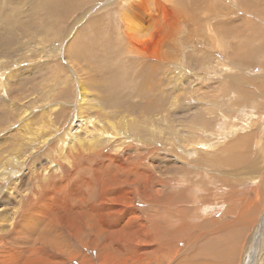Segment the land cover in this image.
<instances>
[{
    "label": "rangeland",
    "instance_id": "1",
    "mask_svg": "<svg viewBox=\"0 0 264 264\" xmlns=\"http://www.w3.org/2000/svg\"><path fill=\"white\" fill-rule=\"evenodd\" d=\"M42 1L44 2L45 0H0V44L5 45L9 41V33H14L16 38L12 45L20 43V47H11V51L17 48L13 53L10 52L8 56H12V58H10L11 64L6 67L0 65V74L4 73V81L0 83V173L2 174L3 170H6L4 180H0V186H2L0 190L1 192L2 189L4 191L8 183L11 182L14 188L11 195L14 196L17 202L16 208L12 206L13 199L5 206H0L2 208V210H0V239L3 240V242L0 243V253L2 254L3 251L10 250L9 248L12 246L17 252H20V256L18 254L17 258L13 254L5 252L8 256H4L5 253L2 254L0 256V264H31L29 261H25L29 252L27 253V251H24L26 249V245L24 241H22L24 237H22L21 232L19 235H14L13 233V230L17 226V221L15 215H12L20 203L21 194L24 193V191L27 193V166H30L32 169H36L37 167V169H40L45 166V171L50 170L51 168L50 165H48V160L50 156L49 152L52 150L46 148V146L49 145V143L52 144L51 140L61 134L64 129L67 130L70 126L72 127L71 132H79V135H82L78 127V121H75L74 124L68 121L70 116L76 115L75 117H77V115H79V106L75 104L77 99L76 91H73V96L69 88L66 99L58 98L64 87H53V84L56 85L54 81L62 79L63 77H69L71 78V80L69 79L71 82L73 78L76 90L78 89L83 95L81 89L83 82H86L88 77H92L94 79V84L91 87H89L88 84L84 85V91L87 89L88 92L86 97L91 98L90 95L96 97V93L102 94V92H100L101 90L99 91L100 84L104 82V79H107L106 74L110 71V68L116 70L114 72L115 76L119 71H123L122 74L131 75L129 71L131 66L130 58H128L127 61H123L122 53H117V49L115 50V45L122 46L128 42V39L124 36L121 27L114 29L111 24H109L110 27L106 25V22L115 23L117 25L120 24L117 21L116 14L111 10H114L118 6L122 9L125 0H46L48 2H46L48 8L50 3L53 2L51 11L57 12L58 16L63 15V17L60 18L61 20H55L48 16V14L44 12L45 9L41 6ZM175 1L178 2V5L181 4L182 8L185 5L187 8L186 11L191 13H189L190 15L188 14V17H192L194 21L198 19L196 15H193L196 10L197 12L199 11L201 18L205 19L201 21L204 22L202 26L206 28V32L204 34L202 30L199 31L195 29L194 31L192 24L186 20L179 19V17L177 18V15L183 12L180 6L178 7L180 12L177 10V13H172L174 8L171 6L162 10V0H157L155 3L153 9L155 14L153 16L154 19H151V14H149L152 10H143L144 6L141 7L140 11H137L138 16L132 18L130 23L131 30L128 31L133 32L135 28L139 29L140 33L137 35L135 34V38H139L140 40L138 43L141 45V53H144L145 56H151V58L144 59V61H146V63H150L151 61L154 63L156 61L155 64H160L159 53L164 47H167L170 52H174L175 57H177V59L175 58V62L178 64V67H180L177 69L172 63L161 65L162 68L160 67V75H158V77L160 80L159 86H161L164 95L158 92L157 96L160 98V102H153L152 106L154 108L145 106V110H142L143 112H141V114L143 115L146 110H150L149 112L151 113H158L155 115V118H160L156 120L157 123L163 119V116L166 114H170V116L175 115L180 119L181 109H185L186 107V114L183 115L182 113V116L187 118L182 119L180 127L182 129H184L185 126H187V128H189L188 126L193 128L197 126V120L201 121V119L206 120L207 118V116L203 118L201 115H195L191 110L192 106L196 105L198 96L203 95V97L206 96L212 98V100H217L216 106L218 107L217 111H219V113L215 115L218 116L216 127L212 126V123L209 124L210 131L206 134L207 144L205 146L202 143L200 144V142H195V146L188 147L189 149L192 148V151H189V149L188 151L176 149L168 153L166 151L169 145L173 144L174 146H180V144L175 140H171V138L166 142H162V140H164L162 137L167 134L165 130L173 129L170 124L162 122L160 125L162 130L155 132L150 129L149 131H145L147 136H135L134 132H136V129H131L130 124L124 122L126 118L130 119V117L120 115V117L113 118L111 115L108 116L107 113L105 117L108 116V119H105L109 121L104 120L105 123L103 122V125L113 122L116 124L119 132L122 130L119 127H124L125 133L130 132L129 134L137 140L141 138L139 142L142 145L140 146L145 150V153L148 155L150 153V158L147 159V161H149L146 162L149 163L152 169L151 170L149 166V169L147 168L145 171L147 174L154 173V171L158 174L155 176L154 173L155 177L152 178L150 181L151 183L149 180L146 181L147 185L137 180V177L133 174V168L140 170L141 164L137 159L139 155L131 153L136 147L135 145L130 146V148L128 145H123L121 146L122 149L118 152L107 150V154L110 155V158L107 160L108 162L106 161L107 164H105L107 167L101 164L99 169H97V166L100 164V157H97V155L98 152L101 151L100 146L95 143L94 146L84 145L80 147L84 154H90L92 158H96L93 161H78L80 165L78 163L76 164H78L79 167L74 166V168H71V166L68 165L66 168H61L63 176L58 178L55 175L52 177L50 181L54 182V184L51 185L50 188H43V195L38 194L40 199L36 202L40 201V205H46L51 211L50 216L45 219L47 224V227H44L45 233L53 243L58 241L57 244L59 246L57 245L58 251L56 252L55 250L49 249H45V252H40L39 255L41 254L42 258L37 259L38 262H40L37 264H147L148 260L150 261L149 264H196L202 262H210L212 264H244V256L242 257L241 255L245 254L244 248L248 246L251 239L253 241L251 242L252 249L249 254L250 259L246 257L245 264H258L257 261H260L259 264H264V133H262V130H264V0H171L169 4L171 5ZM186 1H188L190 5ZM53 4H55V6ZM205 4L208 6H205ZM192 11L194 14H192ZM117 13H119L118 10ZM173 14H176V17ZM65 15L67 16L65 17ZM76 20H78V22ZM185 21L187 22V26ZM52 22L53 26L51 24ZM216 23H219L217 24L219 27H217L216 33L209 31L207 28L208 24L216 26ZM48 24L50 25L49 27ZM173 24H175L176 29L172 30L171 36H165V34L169 33ZM177 24L179 26H177ZM70 25L73 27H70ZM220 26H223L221 27L222 29ZM74 29L76 31H74ZM191 29H193V33ZM220 29L222 30L221 32ZM54 34H58L59 36H55ZM195 34L196 36H194ZM208 35H218L219 38L221 37L223 45L219 47L215 46V48L210 47L212 39H209ZM205 41H207L208 44H205ZM181 43H184L183 47L180 45ZM224 45H228V47L226 48ZM57 48H59V52ZM73 50L80 51L78 53L82 54V56L79 54L76 55L77 53H72ZM234 53L236 55L231 57ZM27 55H29V58L25 59ZM194 57L202 62L198 64ZM15 59H18L17 62H14ZM184 59L192 62L193 66L191 67L192 69L186 67L187 71L185 72H183L185 69L182 66H185L182 62ZM229 59H232V61ZM193 60H195L194 63ZM200 63L203 64V67ZM76 64H80L81 67H84L85 64L88 67L86 74L78 73L77 70L80 66ZM196 64L197 66H195ZM170 65L176 70L170 67ZM14 67L18 68L14 69ZM89 68L95 69V72L98 73L96 74L94 71L92 73V71H89ZM100 71L101 73L99 74ZM74 72H77L79 77L76 76L77 73ZM177 73H181V81L183 82L181 94L176 91V93L180 94L179 99H181V101L178 108L174 107L170 109L167 107L174 99L169 98V96L174 90L172 92V90L167 88L168 83L164 88L162 78L169 83L173 81L172 87L177 88L178 86H176L175 82L177 81ZM135 74L136 70L134 71V75ZM121 75H118V78L124 79ZM149 75H151V73ZM149 80L145 81L146 84H149ZM150 83H152V81H150ZM66 89L68 88L66 87ZM97 89L98 91H96ZM118 89L120 90V87ZM48 90L51 94L49 93L50 97L47 98L44 97V92L48 93ZM120 91L123 94H128L127 90L126 92ZM214 95L216 96L212 97ZM181 96L183 98H181ZM187 96L193 97V99L187 102L186 100L189 99ZM43 97L47 99L45 100ZM42 99L44 102H42ZM56 103L58 110L56 109L53 113L49 114L48 107ZM65 103H67V105ZM76 107L77 111L75 110ZM62 109L64 112L60 111ZM87 109L91 110L90 107L86 108V110ZM92 109L91 111L84 110L81 115L84 117L86 116L88 119L95 118L96 114L93 112H95L97 108ZM167 109L169 110L167 111ZM252 114L254 120L256 116L259 115L260 117L252 121L254 123L252 127L245 130V138H248L247 135L249 134L247 133L257 126L259 131L257 133V138L262 137L263 142L261 147L248 148L251 153L245 152L247 147L252 145V141L256 140H251L249 143V141L245 139L244 142L242 141V143L238 144L240 147H235L239 149H237L238 152L227 151L224 153L223 151L221 156L220 152L222 151H219L216 155L217 152L213 147V143L219 145L224 144L226 138L224 139L220 135L226 132L225 126L228 124V126L232 125L235 127L236 125L232 124V121L243 123L244 117ZM137 120L138 118H136V121ZM117 121L120 124L119 127ZM136 124L139 125V121L135 123V127L137 126ZM95 127L100 126L96 124ZM104 128L108 129V126H104ZM4 129L8 130L9 133L5 134ZM97 130L100 129L97 128ZM199 137L201 139L200 135ZM43 138H45L44 143H40ZM118 143L119 142H117V145ZM150 144L151 147L154 148L153 150L149 147ZM77 149H79V147H77ZM47 150L50 151L48 152ZM65 150L66 152L64 151V155H70L73 151ZM208 154H211V157H209ZM214 156H217L218 159H220V156V161L218 159L216 160ZM237 156L239 158H237ZM208 157L211 159L206 161ZM212 158L216 160L215 165ZM224 159H226L227 162ZM57 161L61 162L62 160L57 159ZM217 161L218 164H216ZM13 162H15L16 165H14ZM19 164H21V166ZM46 165L49 166V169ZM166 165L169 168L166 167ZM208 165L211 166L213 170L212 171L210 167V170L208 169L209 173L206 171ZM106 168H108V170ZM143 170L144 169H142V171ZM217 170H220V173H218ZM102 171L104 173L106 172L107 175L105 174V176ZM16 173L17 175H19V173H25L26 175L19 181ZM218 176L224 177V181L219 180L220 177ZM140 177L142 178V174ZM104 179H106V181H104ZM111 180L112 182H110ZM123 180L125 182H123ZM127 181L130 182L128 183ZM79 182L82 183L80 184ZM214 182H217V186L212 187ZM89 184L92 185L89 187ZM235 188L237 190L245 188L247 193L246 195H240L242 199L248 198L249 201H251L253 198V200L258 198V201H256L257 203L254 202L252 205L253 207L249 209L255 212L258 209L257 213H253V211H249L248 214L239 212L238 215L234 214L235 216L226 217V215L233 214L228 211L227 205L235 203L238 205L239 199H241L235 198L237 201L231 202V199L227 197L230 191ZM46 189H50L47 194ZM259 193H261V195H259ZM45 194L47 195L46 198ZM48 197L53 199L48 200ZM6 198L7 196L5 193L0 195V200L4 199L5 201ZM153 198L156 199L154 200ZM154 201L157 202L155 203ZM209 203H212L214 206L216 205L217 211L209 210L210 212L208 211V215V212H203V207H205L206 204L209 205ZM165 204L168 206L167 209ZM67 205H69V208ZM182 205H187V207H182ZM179 206L181 207L179 208ZM4 208L5 211H3ZM225 208L227 213H223ZM64 209L66 211H64ZM67 209H70V211H67ZM80 212L81 214L83 213V218L80 216ZM173 213L174 216L172 215ZM243 214L244 216H242ZM249 214H251L252 217ZM185 221L187 223H185ZM234 223H236L235 231H232ZM164 233L166 234L164 235ZM251 233L257 234L252 235ZM238 241H240V243ZM33 244L32 242L29 244L30 248H28L30 251H33L35 248ZM39 245H41V243ZM6 247L9 248L5 249ZM171 250H173V252ZM47 252L49 254H47ZM31 254V256H37L35 255L36 252L35 254ZM3 256L7 260L3 259ZM9 257H11V262ZM15 258L16 261L18 260V263L15 261ZM247 259L249 261H247Z\"/></svg>",
    "mask_w": 264,
    "mask_h": 264
},
{
    "label": "bare ground",
    "instance_id": "2",
    "mask_svg": "<svg viewBox=\"0 0 264 264\" xmlns=\"http://www.w3.org/2000/svg\"><path fill=\"white\" fill-rule=\"evenodd\" d=\"M68 1V0H67ZM171 0H162V4L163 5H161V8H162V10L163 9H167V8H169V6H171V7H173L174 8V10H173V12L172 13H175L177 10H178V7L180 6L181 7V4L180 5H178V2L177 1H175L174 3H172L171 5L169 4V2H170ZM241 1V0H240ZM46 0L43 2L42 1V3H41V6H42V8H44L45 9V13H47L48 14V16H50L51 18H53V19H55V20H59L61 17H63V15L62 16H58V13L57 12H55V11H51V7H52V3L53 2H49L50 3V6H49V8L47 7V4H46ZM157 2V0H125V4H123V8L121 9V8H119V6L117 7V8H115L114 10H111V11H113V13H115L116 14V16H117V21H118V23H120V24H115V23H109V22H106V25L107 26H109L110 27V25L109 24H111L112 26H113V28L114 29H118V27H121L122 28V32H124L123 34H124V36L128 39V42L126 43V44H123L122 46H119V45H115V50L117 49L118 51H120V52H118L117 50H116V52L117 53H122L121 55H123V61H127V59L128 58H130V63H131V66H130V68H129V71H130V74L131 75H125V74H122L123 73V71H119L118 69V71H119V73L115 76L114 75V72L116 71V70H114V69H111L110 68V71L109 72H107V74H106V76H107V79H104V82L103 83H101L100 84V89H99V91L100 92H102V94H97L96 92V94H95V96L96 97H94V96H92V95H90V97L91 98H89V97H86V95L88 94V92H87V89L84 91V89H85V87H84V85L85 84H88L89 85V87H91L93 84H94V79L92 78V77H88L87 78V81L86 82H83V86H82V93H83V95L81 94V92L80 91H78V89L76 90V85H75V81L73 80V78H72V81L70 82L69 81V79L71 80V78H69V77H63L62 79H59V80H57V81H54V82H56V85H52L53 87H57V86H61L62 88L64 87V89L60 92V94H59V96H58V98L60 97V98H63V99H66V97L68 96V91H69V88H70V91H71V93L73 94V96H74V93H73V91H76V95H77V99H76V103L75 104H77L78 106H79V115H77V117H75L76 115H72V116H70V118L68 119V121H70L69 123H71V124H74L75 123V121H78V127L80 128L79 130H81L80 131V133L82 134V135H79V132L77 133V132H71V129H72V127L70 128H68L67 130L66 129H64V131L61 133V134H59L58 136H56V137H54V139L53 140H51V143L52 144H50L49 143V145H47L46 146V148H49V149H51L52 151L51 152H49L48 150V152L50 153V156H49V160H48V165H50V170H48V171H45L44 169H46V168H40V169H32L30 166H27V170H26V174H27V177H26V186H27V193L24 191V193H22L21 194V197H20V203H19V205H18V207H17V209H16V211H14L13 213H12V215H15V218H16V221H17V226H16V228L13 230V233H14V235L15 234H18L19 235V233L21 232V234H22V237H24V240H22V241H24V244L26 245V249L24 250V251H27V253L29 252V255L28 256H26V258H25V261L27 260V261H29L31 264H37V263H40V262H38V260L37 259H39V258H42L41 256V254L39 255V253L40 252H45V249H49V250H55V252L56 251H58V249H57V242L55 241L54 243L52 242V240L50 241V238L48 237V235L45 233V230H44V227L46 228L47 227V224H46V221H45V219H47V217H49L50 216V213H51V211H50V208L49 207H47L46 205H43V204H39V202H36L38 199H40L39 197H38V194H42V190H43V188H47V187H49L50 188V186L51 185H53L54 184V182H51L50 180H51V178L52 177H54L55 175L59 178V177H62L63 176V173L61 172L62 170H61V168H66L68 165H70L71 166V168L73 167L74 168V166H77V167H79L78 166V164L81 162V161H83V162H85V161H93L96 157H91V155L90 154H84L83 153V151H82V149H80V147H83L84 145L85 146H90V145H92V146H94V144L96 143L97 145H99L100 146V148H101V151H99L98 152V155H97V157H100V160H99V165L97 166V169H99L100 167H101V164H102V166H104L105 164H107L106 163V161L108 160V158H110V155L109 154H107V150H112V151H119L120 149H122V147L121 146H123V145H128L129 146V148H130V146H136L135 148H134V150H132L131 151V153L133 154V153H135V154H138L139 156H138V161H139V163L141 164L140 165V167H141V169L139 170V169H137V168H133V174H134V176H136L137 177V180H139V182L140 181H142V183L143 184H145V185H147V182L146 181H148L149 180V182L152 180V178L153 177H155V176H157L156 174H158L157 172H155L154 171V173H155V176H154V173H151V174H147V172L145 171V170H147V168L150 166L149 165V163H147L148 161H147V159L148 158H150V153H149V155L147 154V153H145L144 151L145 150H143L142 148H141V146L140 145H142V144H140V139L139 140H137L136 138H134L133 136H131V134H129L130 132H128V133H125V131H124V127H119V122L117 121V124H118V127L119 128H121L122 130L119 132L118 131V129H117V126H116V124L115 123H113V122H110V123H108V124H105V125H103V122H104V120H106V121H109V120H107L108 118V116H110L111 115V117H113V118H117V117H120V115H122V116H124V117H126V116H128V117H130V119H128V118H126L125 119V121L124 122H128V124H130V126H131V129L133 128V130H135L136 129V132H134L135 133V136L136 135H138V136H145L147 133H145V131H149L150 129H152L153 131H155V132H158V131H160V130H162L161 128H160V125L162 124V122H166V123H168V124H170L172 127H173V129H167V130H165L166 131V136H164V137H162L164 140H162V142H166L167 140H169V138H171V140H175L178 144H180V146L179 145H169L168 146V148H167V151L166 152H168V153H170V152H172V151H175L176 149H180V150H185V151H188V147L189 146H191V147H193V146H195L194 144H195V142H200V144L202 143L204 146L207 144L206 143V134H208L209 133V131H210V129H209V124L210 123H212V126H215L216 127V123H218V121L216 122V120H217V117L218 116H215V115H217L216 113H219V111H217V109H218V107L216 106V101L217 100H212V98H208V97H206V96H204L203 97V95H201V96H198V101L196 102V105L194 106H192V112H193V114H195V115H201V117H203V118H206V116H207V118H206V120H202L201 119V121L200 120H197V126H195V127H193V128H191L190 126H188L189 128H187V126H185V128L184 129H182L180 126V124H182V119L184 118L183 116H182V113H183V115L184 114H186L185 113V111H187V108L185 107V109H181V117H180V119H178L175 115H172V116H170V114L168 115V114H166L165 116H163V119H161L160 121H158L157 123H156V120H158V119H160L159 117L158 118H155V115H157L158 113H151V112H149L150 110H146L145 111V113L142 115L141 114V112H143L142 110H145V106L146 107H149V108H154L153 106H152V103L153 102H160V98L157 96L158 95V92H159V94H162V95H164L163 94V92H162V90H161V86H159V82H160V80H159V77H158V75H160V67H161V65L162 64H165V63H172L173 64V66L175 67V68H180V67H178V64L175 62V58L177 59V57H175V54H174V52L172 53V52H170L169 51V48L167 49V47L165 48L164 47V49H162L161 50V52L159 53V63L160 64H155V62L153 63L152 61L150 62V63H146V61H144V59L146 60V59H148V58H151V56L149 57V56H145L144 55V53L142 54L141 53V49H140V44L138 43L140 40H139V38L137 39V38H135V34L137 35L138 33H140V31H139V29H134L133 30V32L132 31H128V30H131V26H130V23H131V21H132V18H134V17H136V16H138V14H137V11L139 10L140 11V9H141V7L142 6H144V9L143 10H146L147 9V11L149 10V11H151V12H149V14H151V19H154L153 18V16L155 15L154 14V12H153V9H154V7H155V3ZM186 2H188V1H186ZM214 2V1H213ZM48 3V2H47ZM56 3V2H55ZM189 3V2H188ZM184 4V3H183ZM54 6H55V4H53ZM57 5H58V3H57ZM189 5H190V3H189ZM207 4H205V6H206ZM233 5V4H232ZM244 5V4H243ZM246 5V4H245ZM38 6V5H37ZM183 6V5H182ZM208 6V5H207ZM248 6V5H247ZM57 7V6H56ZM55 8V7H54ZM53 8V9H54ZM99 8V7H98ZM186 7H185V5H184V7L182 8L181 7V9H182V13H180L179 15H177V18L179 17V19H183V20H186L187 22H189L190 24H192V27H194L193 29H194V31H195V29L196 30H199V31H203L204 32V34H205V29L206 28H204L203 26H202V23H204V22H202L203 20H205L204 18H201V16H200V14H199V11L197 12V10H196V12H195V14H194V12L192 13V14H194L193 16H195L196 15V17H197V21H194L193 19H192V17L191 18H189L188 16L191 14L190 12V14L186 11L187 10V8L185 9ZM191 8V7H190ZM189 8V9H190ZM56 9H58V8H56ZM55 9V10H56ZM191 9H193V8H191ZM201 9V8H200ZM96 10V9H95ZM117 10H118V12L119 13H117ZM172 10V9H171ZM194 10V9H193ZM212 10H213V7H212ZM211 10V11H212ZM179 12H180V9L178 10ZM207 11V10H206ZM59 12V11H58ZM135 12V13H134ZM236 12V11H235ZM238 12V11H237ZM177 13V12H176ZM153 14V15H152ZM189 14V15H188ZM249 14V13H248ZM44 15H46V14H44ZM174 15V14H173ZM176 15V14H175ZM174 15V16H175ZM67 15H65V17H66ZM47 17V16H46ZM49 17V18H50ZM71 17V16H70ZM176 17V16H175ZM149 18V17H148ZM194 18V17H193ZM51 20V19H50ZM61 20V19H60ZM79 20V19H78ZM78 20H76L77 22H78ZM81 20V19H80ZM202 20V21H201ZM176 21H177V19H176ZM185 21V22H186ZM72 22V21H71ZM184 22V21H183ZM182 22V23H183ZM187 22H186V26H187ZM215 22V21H214ZM213 22V23H214ZM19 23V22H18ZM91 23V22H90ZM50 24V23H49ZM48 24V27L50 26ZM52 24V26H53V22L51 23ZM55 24V23H54ZM76 24V23H75ZM206 24V23H205ZM215 24V23H214ZM217 24H219V23H216V26L215 25H213V24H208V26H207V28H208V30L209 31H211V32H213V33H216V30H217V27H219V26H217ZM9 25V24H8ZM72 25H73V23H72ZM72 25H70V27H73ZM136 25V24H135ZM182 25V24H181ZM19 26H20V24H19ZM177 26H179L178 24H177ZM59 27V26H58ZM57 27V28H58ZM190 27V26H189ZM196 27V28H195ZM221 27H223V26H220V28ZM225 27V26H224ZM178 28V27H177ZM4 29V28H3ZM11 29V28H10ZM54 29V28H53ZM173 29H176V26H175V24H173L172 25V27H171V29L169 30V33H167V34H165V36L166 35H169V36H171L172 35V30ZM193 29H191V31L193 30ZM222 29V28H221ZM220 29V32L222 31ZM229 29V28H228ZM46 30V29H45ZM178 30V29H177ZM176 30V31H177ZM224 30V29H223ZM234 30V29H233ZM74 31H76L75 29H74ZM225 31V30H224ZM231 31V30H230ZM236 31V30H235ZM108 32V31H107ZM190 32V31H189ZM198 32V31H197ZM227 32V31H226ZM234 32V31H233ZM237 32V31H236ZM44 33H46V32H44ZM56 33V32H55ZM174 33V32H173ZM192 33H193V31H192ZM96 34V33H95ZM177 34H178V31H177ZM218 34V33H217ZM228 34H229V31H228ZM32 35V34H31ZM41 35V34H40ZM55 35V34H54ZM58 35V34H57ZM57 35H55V36H57ZM77 35H78V33H77ZM76 35V36H77ZM116 35V34H115ZM176 35V34H175ZM44 36V35H43ZM59 36V35H58ZM112 36V35H111ZM161 36H163V35H161ZM191 36V35H190ZM194 36H196V34L194 35ZM232 36V35H231ZM9 41L5 44V45H3V44H0V58H1V60H0V65H2V66H4V67H6V66H9L10 64H11V59L10 58H12V56L11 57H8L9 55H10V52L11 53H13L14 51H16L17 50V48H16V50H13V51H11V47L12 46H16V47H20V43L19 44H14V45H12L13 44V42L16 40V38H15V35H14V33H9ZM97 37H100V36H97ZM103 37V36H102ZM176 37V36H175ZM179 37V36H178ZM184 37V36H183ZM182 37V38H183ZM228 37V36H227ZM51 38V37H50ZM164 38V37H163ZM203 38H205V37H203ZM207 38V37H206ZM208 38L210 39H212V42H211V45H210V47H214L215 48V46H217V47H219V46H221V45H223V41L221 40V37L219 38V36L218 35H216V36H212V35H208ZM208 38H207V40H208ZM224 38V37H223ZM63 39V38H62ZM165 39V38H164ZM199 39V38H198ZM78 40V39H77ZM79 40H80V38H79ZM56 41V40H55ZM67 41V40H66ZM65 41V42H66ZM81 41H82V39H81ZM202 41V40H201ZM47 42V41H46ZM64 42V43H65ZM84 42V41H83ZM86 42H88V41H86ZM103 42V41H102ZM185 42V41H184ZM186 42H188V41H186ZM89 43V42H88ZM171 43V42H170ZM179 43H180V41H179ZM227 43V42H226ZM37 44V43H36ZM169 44V43H168ZM172 44H173V42H172ZM183 44L184 43H181L180 45H182V47H183ZM186 44V43H185ZM205 44H208V42L207 41H205ZM57 45V44H56ZM77 45H79V44H77ZM83 45V44H82ZM85 45H86V43H85ZM60 46H61V44H60ZM168 46V45H167ZM172 46V45H171ZM175 46V45H174ZM207 46H209V45H207ZM225 46V45H224ZM223 46V47H224ZM56 47V46H55ZM107 47V46H106ZM185 47V46H184ZM223 47H221V48H223ZM226 48L228 47V45L227 46H225ZM171 48V47H170ZM209 48V47H208ZM66 49H67V47H66ZM79 49V48H78ZM57 50H58V52H59V48H57ZM69 50V49H68ZM71 50V49H70ZM9 51V52H8ZM19 51V50H18ZM37 51V50H36ZM66 51V50H65ZM122 51V52H121ZM155 51V50H154ZM78 52H80V51H78V50H73L72 51V53H77L76 55H81L82 56V54H80V53H78ZM142 52H143V50H142ZM181 52V51H180ZM231 52V51H230ZM87 53H89V52H87ZM153 53V52H152ZM227 53V52H226ZM7 54V55H6ZM84 54V53H83ZM130 54H132V55H130ZM179 54V53H178ZM238 54V53H237ZM151 55H153V54H151ZM155 55V54H154ZM236 54L234 53V55H232L231 57H234ZM240 55V54H239ZM17 56V55H16ZM31 56V55H30ZM69 56V55H68ZM177 56V55H176ZM230 56V55H229ZM196 57H197V55H196ZM204 57V56H203ZM29 58V55H27L26 57H25V59H28ZM68 58V57H67ZM76 58V57H75ZM179 58V57H178ZM191 58V57H190ZM229 58V57H228ZM236 58V57H235ZM235 58H234V60H235ZM241 58V57H240ZM240 58H239V60H240ZM73 59V58H72ZM108 59V58H107ZM158 59V58H157ZM180 59V58H179ZM187 59V58H186ZM192 59H193V57H192ZM194 59H196L195 57H194ZM200 59V58H199ZM227 59V58H226ZM237 59V58H236ZM243 59H245V58H243ZM242 59V60H243ZM5 60V61H4ZM17 60L18 59H15L14 60V62H17ZM58 60V59H57ZM115 60H117V59H115ZM120 60V59H119ZM163 60V61H162ZM228 60V59H227ZM230 60V59H229ZM241 60V61H242ZM74 61V60H73ZM194 61L195 60H193V63H194ZM196 61L198 62V64H199V62H202V61H200V60H198V59H196ZM230 61H232V59L230 60ZM236 61V60H235ZM105 62V61H104ZM182 62L185 64V66L184 65H182L183 67H184V71L183 72H185V71H187V68L186 67H193L192 66V62H189V61H186L185 59L184 60H182ZM197 62H195V63H197ZM205 62V61H204ZM203 62V63H204ZM229 62V61H228ZM122 63V62H121ZM230 63V62H229ZM231 63H233V62H231ZM13 64H15V63H13ZM12 64V65H13ZM29 64V63H28ZM42 64V63H41ZM105 64V63H104ZM107 64V63H106ZM201 64V63H200ZM205 64V63H204ZM77 65V64H76ZM79 66H80V64H78ZM77 65V66H78ZM108 65V64H107ZM114 65H115V63H114ZM119 65V64H118ZM168 65V64H167ZM187 65V66H186ZM203 64H201V66H202ZM233 65V64H232ZM235 65V64H234ZM22 66V65H21ZM75 66V65H74ZM83 66V65H82ZM98 66V65H97ZM97 66H96V69H97ZM172 65H170V67H172V68H174ZM195 66H197V64L195 65ZM11 67V66H10ZM119 67V66H118ZM203 67V66H202ZM15 68H18V67H14V69ZM20 68V67H19ZM76 68V67H75ZM116 68V67H115ZM121 68H122V66H121ZM162 68V67H161ZM174 68V69H175ZM22 69V68H21ZM20 69V70H21ZM86 69V70H85ZM109 69V68H108ZM125 69V68H124ZM192 69V68H191ZM195 69H196V67H195ZM13 70V69H12ZM87 70H88V67L84 64V67H81L80 66V68L77 70L78 71V73H80V74H86V72H87ZM99 70V69H98ZM101 70V69H100ZM104 70V69H103ZM102 70V71H103ZM136 70V74L134 75V71ZM176 70V69H175ZM204 70V69H203ZM89 71H92V73H93V71H94V73H96L95 72V69H91V68H89ZM163 71V70H162ZM161 71V72H162ZM22 72V71H21ZM165 72V71H164ZM163 72V73H164ZM192 72H193V70H192ZM196 72V71H195ZM72 73V72H71ZM74 73H77V72H74ZM76 74V76H78L79 77V74ZM98 73V72H97ZM96 73V74H97ZM101 73V71L99 72V74ZM151 73V75H149ZM176 73V72H175ZM174 73V74H175ZM187 73V72H186ZM3 74L4 73H1L0 74V83L2 82V81H4V79H3ZM104 74V73H103ZM122 74V75H121ZM144 74H145V76H144ZM10 75V74H9ZM16 75V74H15ZM90 75V74H89ZM118 75H121L124 79H119L118 78ZM167 75V74H166ZM170 75V74H169ZM177 75V77H176V79H177V81H175L176 82V86H178L177 88H173L172 87V83H173V81H172V83L170 82H167V81H165L163 78H162V81H163V87L165 88L166 87V84L168 83V86H167V88L169 89V90H172V92H173V90H174V92L173 93H171L170 94V96H169V98H173L174 99V101H171V104L170 105H168V107L167 108H170V109H172V108H174V107H176V108H178V106H179V104H180V101H181V99H179V96H180V94H181V90H182V88L183 87H181L182 85H183V82L181 81V79H182V77H181V73H177L176 74ZM184 75V74H183ZM13 76V75H12ZM17 76V75H16ZM173 76V75H172ZM231 76H233V75H231ZM14 77V76H13ZM146 77H149V78H146ZM166 77V76H165ZM169 77V76H168ZM184 77V76H183ZM15 78V77H14ZM60 78V77H59ZM16 79V78H15ZM76 79V78H75ZM149 80V84L147 83L146 84V82L145 81H148ZM171 79V78H170ZM232 79V78H231ZM17 80V79H16ZM13 81V80H12ZM150 81H152V83H150ZM169 81V80H168ZM183 81H184V79H183ZM16 83H18V82H16ZM81 83V82H80ZM253 83V82H252ZM69 84H70V87H69ZM99 84V83H98ZM146 84V85H145ZM256 84V83H255ZM18 85V84H17ZM97 85V84H96ZM132 85H133V87H132ZM20 86V85H19ZM60 87V88H61ZM66 87L68 88V89H66ZM74 87H75V89H74ZM120 87V90H122V91H125L126 92V90L128 91V94H123V93H121V91L118 89ZM127 87H129V88H127ZM234 87V86H233ZM15 88V87H14ZM170 88H172V89H170ZM93 89V88H92ZM98 89L96 90V91H98ZM176 91H178V92H180V94L179 93H176ZM99 92V93H100ZM45 93V95H44V97H50L49 96V93H50V91L48 90V93L47 92H44ZM244 93H246V92H244ZM250 93V92H249ZM51 94V93H50ZM212 94V93H211ZM214 94H216V93H214ZM167 95H169V94H167ZM167 95H165V96H167ZM216 95H214V96H212V97H215ZM43 97V98H44ZM65 97V98H64ZM187 97H189V99H187L186 101L188 102V100H192L193 99V97H190V96H187ZM46 98V99H47ZM57 98V97H56ZM181 98H183L182 96H181ZM217 98H218V96H217ZM45 99V98H44ZM45 99V100H46ZM166 99V98H165ZM43 100V99H42ZM201 100V101H200ZM42 102H44V100L42 101ZM169 102V101H168ZM252 102V101H251ZM170 103V102H169ZM191 103V102H190ZM66 105H67V103H65ZM88 105V106H87ZM250 105V104H249ZM57 103L56 104H54V105H52V106H50V107H48V111H49V114H51V113H53V111L54 110H56L57 109ZM165 106V105H164ZM61 107V106H60ZM89 108L90 107V109L91 110H93L92 108H97V110L95 111V112H93V113H95L96 114V116H95V118H87L86 116V118L83 116V115H81L82 113H83V111L84 110H86V108ZM59 108V107H58ZM182 108V107H181ZM77 109V107L75 108V110ZM161 109V108H160ZM180 109V108H179ZM189 109V108H188ZM220 109V108H219ZM58 110V109H57ZM74 110V111H75ZM91 110H86V111H91ZM155 110V109H154ZM169 109H167V111H168ZM60 111H63L64 112V110L62 109V110H60ZM77 111V110H76ZM156 111V110H155ZM174 111V110H173ZM158 112V111H157ZM170 112V111H169ZM175 112V111H174ZM58 113V112H57ZM75 113V112H74ZM77 113V112H76ZM91 113V112H90ZM92 113V114H93ZM107 113H108V116L107 117H105V115H107ZM160 113V112H159ZM165 113H167V112H165ZM238 113V112H237ZM236 113V114H237ZM242 113V112H241ZM62 114V113H61ZM60 114V115H61ZM89 115V114H88ZM221 115H222V113H221ZM90 116V115H89ZM93 116H94V114H93ZM234 117V116H233ZM238 117V116H237ZM260 116L258 115V116H256V119L257 118H259ZM105 118H107V119H105ZM136 118H138V120L136 121ZM187 118V117H186ZM186 118H184V119H186ZM221 118H222V116H221ZM232 118V117H231ZM243 118V117H242ZM253 118V119H252ZM94 119V120H93ZM223 119V118H222ZM226 119H228V118H226ZM255 119V120H256ZM57 120V119H56ZM219 120V119H218ZM239 120V119H238ZM237 120V121H238ZM254 120V117H253V114L252 115H247L246 117H244V121H243V123H238V122H234V121H232L231 123L232 124H234V125H236L235 127H233L232 125H230V126H228V124H227V126H225V133H223V134H221L220 136L222 137V138H226V140H224V144L222 145H219V144H214L213 143V147H214V149H216V155L218 154V152L219 151H222V152H220V155H221V153H223V151H224V153H226L227 151H229V152H231V151H236V152H238V150L235 148L236 146H238V147H240L238 144L239 143H242V141L244 142L245 141V139H247L246 141H249V143H250V141L251 140H254V139H256V140H254V141H252L253 143H251L252 145L250 146V147H247V149L245 150V152H250L251 153V151H250V149H248V148H255V147H261V145L263 144V142H262V137H260V138H257V133L259 132L258 131V129H257V126L256 127H254L252 130H250V132L249 133H247V134H249V135H247L248 136V138H245V130L247 129V128H250V127H252V125H254V123L252 122V121H255ZM64 121H65V119H64ZM139 121V125L138 124H136L137 126L135 127V123L136 122H138ZM227 121H229V120H227ZM123 122V123H124ZM242 122V121H241ZM67 123V122H66ZM105 123V122H104ZM176 123V124H175ZM97 124V126L99 125L100 127H95V125ZM158 124V125H157ZM166 125V124H165ZM177 125H179V126H177ZM262 125V124H261ZM104 126H108V129L107 128H104ZM259 127V126H258ZM97 128H99L100 130H97ZM167 128V127H166ZM224 128V127H223ZM191 129V130H190ZM248 130V129H247ZM261 130V129H260ZM169 131V132H168ZM182 131H183V133H182ZM4 132H5V134H7V133H9V131L8 130H6V129H4ZM262 133H264V130H262ZM164 134V133H163ZM261 134V133H260ZM199 135L201 136V139H200V137H199ZM147 136V135H146ZM232 136V137H231ZM49 138V137H48ZM160 138V137H159ZM44 141H45V138H43L41 141H40V143H44ZM117 142H119L118 143V145H117ZM144 142V141H143ZM154 142V141H153ZM148 143V142H147ZM27 144V143H26ZM48 144V143H47ZM149 144V143H148ZM158 144V143H157ZM162 144H164V143H162ZM29 145V144H28ZM159 145V144H158ZM198 145V144H197ZM243 145V144H242ZM248 145V144H247ZM96 146V145H95ZM144 146V145H143ZM155 146V145H154ZM203 146V147H204ZM219 146V147H218ZM43 147V146H42ZM77 147H79V149H77ZM147 147V146H146ZM149 147H151V144H150V146ZM148 147V148H149ZM157 147V146H156ZM209 147V146H208ZM208 147H207V149H208ZM211 147H212V145H211ZM133 148V147H132ZM152 148V150L154 149L153 147H151ZM161 148V147H160ZM236 150H235V149ZM65 149H67L68 151H70V150H73L72 152H71V154L70 155H68V154H65L64 155V151L66 152V150ZM147 149V148H146ZM202 149V148H201ZM200 149V150H201ZM210 149V148H209ZM212 149V148H211ZM213 149V150H214ZM97 150V149H96ZM161 150V149H160ZM195 150V149H194ZM193 150V151H194ZM203 150V149H202ZM36 151V150H35ZM44 151V150H43ZM87 151V150H86ZM121 151H123V150H121ZM128 151V150H127ZM130 151V150H129ZM159 151V150H158ZM158 151H157V153H158ZM189 151H192V148H190L189 149ZM206 151V150H205ZM210 151V150H209ZM46 152V151H45ZM92 152V151H91ZM109 152V151H108ZM146 152H147V150H146ZM197 152V151H196ZM201 152V151H200ZM199 152V153H200ZM206 152H208V151H206ZM240 152V151H239ZM243 152V151H242ZM31 153V152H30ZM30 153H29V155H30ZM153 153V152H152ZM156 153V152H155ZM182 153V152H181ZM188 153V152H187ZM253 153V152H252ZM42 154H43V152H42ZM46 154V153H45ZM92 154V153H91ZM104 154V155H103ZM185 154V153H184ZM203 154V153H202ZM215 154V153H214ZM239 154V153H238ZM244 154V153H243ZM20 155V154H19ZM47 155V154H46ZM63 155H64V157H63ZM175 155H176V153H175ZM204 155H205V153H204ZM209 155V154H208ZM211 155V154H210ZM209 155V157H211ZM227 155V154H226ZM226 155H224V156H226ZM231 155V154H230ZM234 155V154H233ZM241 156H242V154H240ZM26 156V155H25ZM96 156V155H95ZM198 156V155H197ZM222 156V155H221ZM227 156H229V155H227ZM226 156V158H228ZM239 156V155H238ZM237 156V158H239V157H241V156H239L238 157ZM248 156V155H247ZM246 156V157H247ZM249 156H250V154H249ZM249 156H248V158H249ZM24 157V156H23ZM28 157V156H27ZM115 157H117V156H115ZM203 157H205V156H203ZM207 158L206 159V161L207 160H209V159H211V158ZM214 157H216V160L218 159L217 158V156H214ZM231 157V156H230ZM235 157V156H234ZM242 157H244V156H242ZM29 158V157H28ZM101 158H103V159H101ZM112 158V157H111ZM180 158V157H179ZM182 158V157H181ZM198 158H199V156H198ZM219 158L221 159V157L219 156ZM225 158V157H224ZM47 159V158H46ZM57 159H60V160H62L61 162H59V161H57ZM190 159V158H189ZM188 159V160H189ZM193 159V158H192ZM191 159V160H192ZM220 159H218L219 161H220ZM229 159V158H228ZM246 159V158H245ZM29 160V159H28ZM212 160H213V162H214V165H215V161L216 160H214L213 158H212ZM224 160H226V159H224ZM24 161V160H23ZM43 161V160H42ZM78 161H80V162H78ZM111 161V160H110ZM136 161V160H135ZM147 161V162H146ZM153 161V160H152ZM184 161H186V160H184ZM190 161V160H189ZM197 161V160H196ZM229 161V160H228ZM108 162V161H107ZM117 162V161H116ZM225 162V161H224ZM226 162H227V160H226ZM230 162H231V160H230ZM245 162V161H244ZM11 163V162H10ZM76 163H78V164H76ZM189 163H191V162H189ZM201 163V162H200ZM13 164L14 165H16V163L15 162H13ZM30 164V163H29ZM64 164H66V165H64ZM192 164V163H191ZM197 164V163H196ZM202 164H204V163H202ZM207 164V163H206ZM216 164H218V161H217V163ZM226 164V163H225ZM20 166H21V164H19ZM33 165V164H32ZM36 165V164H35ZM39 165V164H38ZM80 165V164H79ZM198 165H199V163H198ZM210 165V164H209ZM207 166L206 167V171L209 173V171H208V169L210 170V167L211 166ZM47 166V165H46ZM106 166V165H105ZM186 166V165H185ZM204 166V165H203ZM206 166V165H205ZM227 166H229V165H227ZM230 166H233V165H230ZM48 167V169H49V166H47ZM88 167V166H87ZM107 167V166H106ZM166 167H168L167 165H166ZM171 167V166H170ZM175 167V166H174ZM218 167H219V165H218ZM222 167V166H221ZM69 168V167H68ZM105 168V167H104ZM109 168V167H108ZM108 168H106L107 170H108ZM169 168V167H168ZM227 168V167H226ZM25 169V168H24ZM96 169V170H97ZM142 169H144L143 171H142ZM149 169V168H148ZM150 169H151V166H150ZM162 169V168H161ZM164 169V168H163ZM183 169V168H182ZM229 169V168H228ZM8 170V169H7ZM105 170V169H104ZM109 170H110V168H109ZM112 170V169H111ZM128 170H129V168H128ZM128 170H127V172H128ZM152 170V169H151ZM177 170H180V169H177ZM211 170H212V167H211ZM6 171V170H5ZM5 171L3 170V173L1 174L0 173V180H4V176H5ZM106 171V170H105ZM183 171H185V170H183ZM213 171V170H212ZM216 171V170H215ZM218 171V173H220L219 171L220 170H217ZM231 171V170H230ZM8 172V171H7ZM6 172V173H7ZM77 172V171H76ZM97 172V171H96ZM103 172V171H102ZM107 172V171H106ZM106 172L104 173V175L106 174ZM160 172V171H159ZM177 172V171H176ZM13 173H14V171H13ZM18 173V172H17ZM17 173H16V175H17ZM72 173V172H71ZM102 173V174H103ZM171 173H172V171H171ZM222 173V172H221ZM25 173H19V175H17V179L19 180V181H21L24 177H25V175H26ZM141 174H142V178L140 177L141 176ZM223 174V173H222ZM14 175V174H13ZM77 175V174H76ZM95 175V174H94ZM107 175V174H106ZM105 175V176H106ZM111 175V174H110ZM220 175V174H219ZM224 175V174H223ZM70 176V175H69ZM82 176V175H81ZM96 176V175H95ZM102 176V175H101ZM109 176V175H108ZM107 176V177H108ZM211 176V175H210ZM227 176V175H226ZM12 177V176H11ZM71 177H72V175H71ZM77 177L79 178V176L77 175ZM76 177V178H77ZM98 177V176H97ZM158 177H159V175H158ZM215 177H217V176H215ZM218 177H220V176H218ZM13 178H15V177H13ZM67 178V177H66ZM75 178V179H76ZM101 178H103V177H101ZM177 178V177H176ZM259 178H260V176H259ZM95 179V178H94ZM172 179V178H171ZM224 179V177H220V179L219 180H223ZM66 180H68V179H66ZM109 180V179H108ZM205 180V179H204ZM10 181H11V179H10ZM13 181V180H12ZM85 181V180H84ZM102 181V180H101ZM104 181H106V179H104ZM189 181V180H188ZM224 181V180H223ZM261 181V180H260ZM110 182H112V180L110 181ZM117 182V181H116ZM123 182H125L124 180H123ZM128 182V181H127ZM130 182V181H129ZM128 182V183H129ZM158 182V181H157ZM204 182V181H203ZM228 182V181H227ZM23 183V182H22ZM80 183V182H79ZM82 183V182H81ZM80 183V184H81ZM85 183V182H84ZM96 183V182H95ZM119 183H121V182H119ZM119 183H117V184H119ZM151 183V182H150ZM165 183V182H164ZM212 183V182H211ZM55 184H56V182H55ZM74 184H76V183H74ZM102 184V183H101ZM116 184V183H115ZM168 184V183H167ZM225 184H227V183H225ZM259 184V183H258ZM3 185H5V184H3ZM23 185H24V183H23ZM65 185V184H64ZM63 185V186H64ZM86 185V184H85ZM88 185V184H87ZM92 185V184H91ZM90 184H89V187L91 186ZM103 185H105V184H103ZM61 186V185H60ZM215 186H217V182H214V184L212 185V187H215ZM230 186V185H229ZM1 187L2 186H0V189H1ZM65 187V186H64ZM64 187H62V188H64ZM70 187H71V185H70ZM226 187V186H225ZM25 188V187H24ZM87 188V187H86ZM97 188V187H96ZM200 188V187H199ZM220 188V187H219ZM13 184L10 182V183H8V185L6 186V188L4 189V191H3V189H2V192H1V190H0V195L1 194H3V193H5L6 194V196H7V198H6V200L4 201V199L3 200H0V206L1 205H3V206H5L7 203H9V202H11V200L13 199L14 201H12V203H13V207L14 208H16V200H15V198H14V196L13 195H11V193L13 192ZM23 189V188H22ZM26 189V188H25ZM144 189H145V186H144ZM24 190V189H23ZM45 190V189H44ZM50 190V189H49ZM49 190H47L46 189V194H47V192L49 191ZM130 190V189H129ZM155 190V189H154ZM177 190V189H176ZM198 190H200V189H198ZM221 190V189H220ZM223 190V189H222ZM251 190V189H250ZM15 191V190H14ZM72 191H74V190H72ZM94 191V190H93ZM131 191V190H130ZM160 191H162V190H160ZM229 191V190H228ZM263 191V190H262ZM19 192V191H18ZM100 192V191H99ZM223 192V191H222ZM20 193V192H19ZM45 193V192H44ZM50 193H51V191H50ZM49 193V194H50ZM134 193V192H133ZM246 191H245V188H243L242 190H237L236 188L235 189H233V190H231L230 191V193L227 195V197L229 198V199H231V202H235V201H237L235 198H241L240 197V195H246ZM45 194V195H46ZM48 194V195H49ZM89 194H90V191H89ZM92 194V193H91ZM18 195V194H17ZM20 195V194H19ZM43 195V194H42ZM44 195V196H45ZM124 195V194H123ZM259 195H261V193H259ZM53 196V195H52ZM159 196V195H158ZM47 197V195L45 196V198ZM60 197V196H59ZM155 197V196H154ZM176 197V196H175ZM43 198V197H42ZM44 198V199H45ZM49 198V197H48ZM62 198V197H61ZM66 198V197H65ZM132 198V197H131ZM152 198V197H151ZM160 198V197H159ZM167 198H169V197H167ZM167 198H165V199H167ZM203 198V197H202ZM51 198H49L48 200H50ZM53 199V198H52ZM51 199V200H52ZM98 199H99V197H98ZM154 199V198H153ZM156 199V198H155ZM154 199V200H155ZM162 199H164V198H162ZM176 199V198H175ZM254 199V198H253ZM251 200V201H249V199L248 198H245V199H239L240 201H239V203H238V205L235 203V204H229V205H227V207H228V211L230 212V213H233V214H229V215H226V217L227 216H235L234 214H239V212L241 213V212H245V214L247 213L248 214V212L250 211L249 209L251 208V207H253L252 205H253V203L254 202H256V201H258L257 199H255V200ZM62 200V199H61ZM133 200V199H132ZM168 200V199H167ZM172 200V199H171ZM18 201V200H17ZM46 201V200H45ZM54 201V200H53ZM60 201V200H59ZM158 201V200H157ZM157 201H154L155 203L157 202ZM169 201V200H168ZM167 201V202H168ZM200 201H202V200H200ZM261 201V200H260ZM82 202V201H81ZM80 202V203H81ZM90 202V201H89ZM94 202V201H93ZM164 202V201H163ZM177 202V201H176ZM175 202V203H176ZM186 202V201H185ZM11 203V204H12ZM54 203V202H53ZM57 203V202H56ZM60 203H61V201H60ZM64 203V202H63ZM165 203V202H164ZM171 203V202H170ZM257 203V202H256ZM259 203V202H258ZM91 204V203H90ZM89 204V205H90ZM159 204V203H158ZM180 204V203H179ZM51 205V204H50ZM55 205V204H54ZM93 205V204H92ZM166 205V204H165ZM188 205V204H187ZM187 205H185L186 207H187ZM68 206V208H69V205H67ZM167 206V205H166ZM176 206H178V205H176ZM184 205H182V207H185ZM258 206H259V204H258ZM261 206V205H260ZM52 207V206H51ZM55 207V206H54ZM73 207V206H72ZM136 207V206H135ZM181 206H179V208H180ZM190 207V206H189ZM255 208H257L256 206H254ZM53 208V207H52ZM64 208H65V205H64ZM75 208V207H74ZM85 208V207H84ZM88 208V207H87ZM164 208V207H163ZM168 208V206L166 207V209ZM174 208V207H173ZM192 208V207H191ZM255 208H252V209H255ZM66 209V208H65ZM64 209V211H66ZM72 209V208H71ZM80 209H81V206H80ZM92 209V208H91ZM169 209H170V207H169ZM168 209V210H169ZM0 210H2V208L0 207ZM58 210V209H57ZM70 211V209H67V211ZM73 210V209H72ZM75 210V209H74ZM77 210H79V209H77ZM82 210V209H81ZM84 210H86V209H84ZM133 210V209H132ZM167 210V211H168ZM171 210V209H170ZM217 211V209H216V205L214 206V205H212V203H209V205H205V207H203V212H208V211ZM242 210V211H241ZM258 210V209H257ZM257 210H256V212L254 211V210H252L253 211V213L255 212V213H257ZM3 211H5V208L3 209ZM80 211V210H79ZM90 211V210H89ZM165 211V210H164ZM177 211V210H176ZM181 211V210H180ZM187 211V210H186ZM194 211V210H193ZM209 211V212H210ZM252 211H250V212H252ZM53 212V211H52ZM58 212V211H57ZM78 212V211H77ZM209 212H208V215H209ZM227 213V210H226V208L223 210V213ZM62 213H63V211H62ZM76 213V212H75ZM132 213V212H131ZM167 213V212H166ZM192 213V212H191ZM213 213H215V212H213ZM252 213V214H253ZM79 214H81V212L79 213ZM83 214V213H82ZM80 215L81 217L83 216V215ZM130 214V213H129ZM193 214V213H192ZM191 214V215H192ZM221 214V213H220ZM53 215V214H52ZM68 215V214H67ZM76 215V214H75ZM173 216H174V213L172 214ZM177 215V214H176ZM224 215V214H223ZM250 216H251V214H249ZM65 216V215H64ZM69 216V215H68ZM77 216V215H76ZM133 216V215H132ZM131 216V217H132ZM172 216V217H173ZM184 216V215H183ZM189 216V215H188ZM242 216H244V214L242 215ZM114 217V216H113ZM178 217V216H177ZM186 217V216H185ZM219 217V216H218ZM239 217V216H238ZM252 217V216H251ZM250 217V218H251ZM67 218V217H66ZM71 218V217H70ZM83 218V217H82ZM159 218V217H158ZM180 218H181V216H180ZM211 218V217H210ZM222 218V217H221ZM241 218V217H240ZM239 218V219H240ZM85 219V218H84ZM114 219V218H113ZM160 219V218H159ZM244 219V218H243ZM252 219V218H251ZM60 220V219H59ZM71 220V219H70ZM73 220H75V219H73ZM229 220V219H228ZM248 220V219H247ZM48 221V220H47ZM114 221V220H113ZM161 221V220H160ZM163 221V220H162ZM168 221V220H167ZM217 221V220H216ZM221 221V220H220ZM253 221V220H252ZM251 221V222H252ZM166 222V221H165ZM164 222V223H165ZM178 222V221H177ZM185 223H187L186 221H185ZM237 223V222H236ZM236 223H234L233 224V230L232 231H235V224ZM62 224V223H61ZM174 224V223H173ZM208 224V223H207ZM251 224V223H250ZM169 225V224H168ZM223 225V224H222ZM1 226V225H0ZM130 226H131V223H130ZM217 226V225H216ZM215 226V227H216ZM252 226V225H251ZM132 227V226H131ZM160 227V226H159ZM212 227V226H211ZM125 228H127V227H125ZM161 228V227H160ZM173 228H174V226H173ZM213 228V227H212ZM219 228V227H218ZM232 228V227H231ZM237 228V227H236ZM48 229V228H47ZM129 229V228H128ZM255 229V228H254ZM9 230V229H8ZM121 230V229H120ZM124 230V229H123ZM133 230V229H132ZM230 230V229H229ZM79 231V230H78ZM131 231V230H130ZM129 231V232H130ZM223 231V230H222ZM231 231V232H232ZM257 231V230H256ZM259 231V230H258ZM218 233V232H217ZM222 233V232H221ZM244 233V232H243ZM259 233V232H258ZM166 233H164V235H165ZM206 234V233H205ZM210 234V233H209ZM252 234V233H251ZM255 234H257V233H255ZM254 233L252 234V235H255ZM108 235V234H107ZM135 235V234H134ZM149 235V234H148ZM64 236V235H63ZM109 236V235H108ZM171 236V235H170ZM19 237V236H18ZM21 237V238H22ZM173 237V236H172ZM228 237V236H227ZM163 238V237H162ZM59 239H60V237H59ZM63 239V238H62ZM106 239V238H105ZM134 239V238H133ZM61 240V239H60ZM59 240V241H60ZM111 240V239H110ZM5 241V240H4ZM91 242H93L92 240H90ZM250 241V240H249ZM253 240L251 239V241L248 243V246L247 247H245L244 248V253L245 254H242L241 256L243 257V262H244V264L246 263V257L247 258H249V254H250V251H251V249H252V246H251V242H252ZM3 242V240L2 239H0V243H2ZM34 243L33 245H35V248L33 249V251H30V246H29V244L30 243ZM66 242V241H65ZM80 242V241H79ZM226 242V241H225ZM236 242V241H235ZM239 243H240V241H238ZM41 243V245H39ZM253 244V243H252ZM237 245H239V244H237ZM17 246V245H16ZM59 246V245H58ZM29 247V248H28ZM9 247H6L5 249H8ZM21 248V247H20ZM23 248V247H22ZM10 250H5V251H3L2 252V254H4L5 252H8V253H10V254H13L15 257H17L18 256V254L20 253V252H17L16 250H15V248L14 247H12V246H10V248H9ZM17 249H19V248H17ZM62 249V248H61ZM173 249V248H172ZM235 249V248H234ZM49 250H48V252H49ZM112 250V249H111ZM175 250V249H174ZM217 250V249H216ZM240 250V249H239ZM23 251V252H24ZM172 252H173V250H171ZM214 251V250H213ZM219 251V250H218ZM217 251V252H218ZM35 252H36V254H35ZM47 252V254H49ZM54 252V251H53ZM199 252V251H198ZM31 253H34L35 255H37V256H35L34 257V255L33 256H31L32 254ZM166 253H168V252H166ZM1 253H0V256L2 255ZM26 254V253H25ZM31 254V255H30ZM107 254V253H106ZM22 255V254H21ZM4 256H8V254L7 253H5L4 254ZM4 256H3V259H6V258H4ZM9 256H11V255H9ZM19 256H20V254H19ZM45 256V255H44ZM48 256V255H47ZM50 256V255H49ZM51 256H52V254H51ZM215 256V255H214ZM217 256V255H216ZM240 256V255H239ZM241 256H240V259H241ZM204 257H206V256H204ZM10 258V262H11V257H9ZM8 258V259H9ZM13 258V257H12ZM18 258V257H17ZM213 258V257H212ZM207 259H210V258H207ZM239 259V260H240ZM250 259V258H249ZM7 260V259H6ZM197 260V259H196ZM15 261H16V258H15ZM18 261V260H17ZM16 261V262H17ZM47 261V260H46ZM49 261V260H48ZM158 261V260H157ZM156 261V262H157ZM177 261V260H176ZM247 261H249L248 259H247ZM1 262V261H0ZM44 262V261H43ZM237 262H238V260H237ZM260 262V261H259ZM259 262L257 261V263L259 264ZM18 263V262H17ZM24 263V262H23ZM47 263V262H46ZM146 263V262H145ZM150 263V261L148 260L147 261V264H149ZM29 264V263H28ZM192 264H195V263H192ZM196 264H212V263H210V262H208V263H196ZM231 264V263H230Z\"/></svg>",
    "mask_w": 264,
    "mask_h": 264
}]
</instances>
